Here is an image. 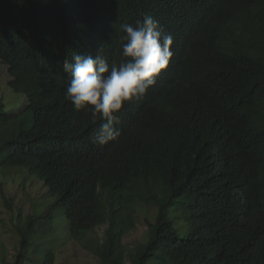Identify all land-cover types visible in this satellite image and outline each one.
I'll return each mask as SVG.
<instances>
[{
  "label": "trees",
  "instance_id": "16d2710c",
  "mask_svg": "<svg viewBox=\"0 0 264 264\" xmlns=\"http://www.w3.org/2000/svg\"><path fill=\"white\" fill-rule=\"evenodd\" d=\"M145 14L173 34L172 61L94 145L63 61L102 45L119 61V25ZM0 66L24 97L0 101V167L30 204L0 182V264H58L60 240L96 264H264V0H0Z\"/></svg>",
  "mask_w": 264,
  "mask_h": 264
},
{
  "label": "clouds",
  "instance_id": "9594fccd",
  "mask_svg": "<svg viewBox=\"0 0 264 264\" xmlns=\"http://www.w3.org/2000/svg\"><path fill=\"white\" fill-rule=\"evenodd\" d=\"M119 61L109 62L103 45L93 54L70 53L63 61L66 99L76 112L88 115L99 128L89 137L105 146L121 135V114L126 105L142 100L173 58V34L145 14L135 23H122Z\"/></svg>",
  "mask_w": 264,
  "mask_h": 264
},
{
  "label": "rangeland",
  "instance_id": "374dc122",
  "mask_svg": "<svg viewBox=\"0 0 264 264\" xmlns=\"http://www.w3.org/2000/svg\"><path fill=\"white\" fill-rule=\"evenodd\" d=\"M23 100L24 97L22 94L14 93L7 88L5 68L0 66V101L4 104L5 111H16L20 109L23 106ZM2 175H15L14 171L5 172L4 169L0 167V182H3L8 194H16V202L14 203L22 207L25 212L28 213L30 204L27 201L25 203L17 201L18 198L22 197L21 189L18 188V185L15 183L7 184L9 178L5 179ZM27 190L30 195L33 194L31 186H29ZM138 222L136 230L127 237L126 243H128L129 246H132L143 234V226L140 224L141 221ZM9 228V214L6 212L5 207L0 201V241H3L4 246L6 247V258L11 260L14 252V238ZM59 243L61 246L59 248L60 257L57 261L58 264H96V260L91 253L83 249L78 242L75 243L70 240H60Z\"/></svg>",
  "mask_w": 264,
  "mask_h": 264
}]
</instances>
